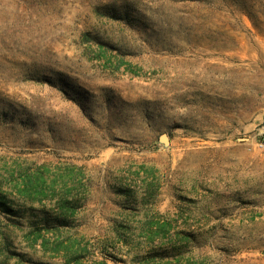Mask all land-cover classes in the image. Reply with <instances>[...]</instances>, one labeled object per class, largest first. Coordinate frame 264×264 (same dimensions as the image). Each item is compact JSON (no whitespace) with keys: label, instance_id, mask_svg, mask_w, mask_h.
<instances>
[{"label":"rangeland","instance_id":"obj_1","mask_svg":"<svg viewBox=\"0 0 264 264\" xmlns=\"http://www.w3.org/2000/svg\"><path fill=\"white\" fill-rule=\"evenodd\" d=\"M262 140L264 0H0V264H264Z\"/></svg>","mask_w":264,"mask_h":264},{"label":"trees","instance_id":"obj_2","mask_svg":"<svg viewBox=\"0 0 264 264\" xmlns=\"http://www.w3.org/2000/svg\"><path fill=\"white\" fill-rule=\"evenodd\" d=\"M1 202V201H0ZM6 203L4 201H2V206L6 209H8V211H11L12 208L10 206H7L6 207ZM71 205L68 203V202H63L62 204H60V210H61V215L59 216L60 218V221H64V222H67L68 219H67V214H65V211L67 208H69ZM37 237H40V234H37ZM45 243V242H44ZM57 252L60 251V248H57L56 249ZM64 255L66 257V264H69V263H73V264H80L81 262V253H80V249H76L74 251H71V250H66L64 252ZM97 264H107L106 263V260H100L97 262Z\"/></svg>","mask_w":264,"mask_h":264},{"label":"built area","instance_id":"obj_3","mask_svg":"<svg viewBox=\"0 0 264 264\" xmlns=\"http://www.w3.org/2000/svg\"><path fill=\"white\" fill-rule=\"evenodd\" d=\"M260 145H261V146H264V140H262V141L260 142Z\"/></svg>","mask_w":264,"mask_h":264}]
</instances>
